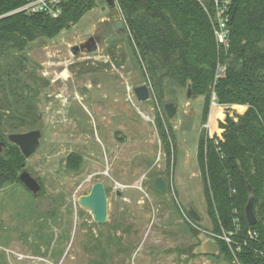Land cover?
Instances as JSON below:
<instances>
[{
    "label": "rangeland",
    "instance_id": "obj_1",
    "mask_svg": "<svg viewBox=\"0 0 264 264\" xmlns=\"http://www.w3.org/2000/svg\"><path fill=\"white\" fill-rule=\"evenodd\" d=\"M120 19L125 22L119 6L97 0L77 23L27 47L32 88L22 93L36 101L40 117L33 128L43 136L20 174L29 171L42 188L36 195L21 182L0 188V264H233L222 254L189 253L200 244L193 230L211 237L214 232L197 150L201 131L212 137L206 125L219 117L210 108L204 123V97L189 100L185 88L170 82L159 99L129 30L114 28ZM96 33L105 37L99 50L72 53L73 45ZM10 61L12 56L1 60L0 70ZM142 84L151 88L145 102L134 93ZM171 101L174 117L165 110ZM4 105L6 111L0 110L9 114L22 108L13 96ZM159 120L170 141L175 137L170 159ZM158 177L166 180L165 192L155 187ZM99 181L108 197L104 223L78 203Z\"/></svg>",
    "mask_w": 264,
    "mask_h": 264
},
{
    "label": "trees",
    "instance_id": "obj_2",
    "mask_svg": "<svg viewBox=\"0 0 264 264\" xmlns=\"http://www.w3.org/2000/svg\"><path fill=\"white\" fill-rule=\"evenodd\" d=\"M25 2L0 0V62L6 56L13 58L0 70V109L6 108L4 103L10 96L16 104H22L12 114L0 110V140L5 143L0 151V188L21 182L20 170L26 159L8 135L21 132L19 129L26 126L34 129L40 117L36 101L22 93V89L32 88L26 73L31 63L26 53L28 45L69 28L97 6V0H63V13L58 18L44 13L14 12ZM117 3L131 44L159 99L167 83L187 89L190 82L194 98L204 97V123L214 92L218 104L227 107L225 114L216 110L221 107L213 108L216 118L219 117L209 120L213 135L201 131L198 140L197 160L212 233L235 231L238 220L242 228H255L264 239V0H234L227 51L217 44L210 15L198 0ZM222 65L226 66L225 75L217 77ZM237 109L245 111L239 113ZM158 126L170 159L175 156V137L170 141L161 120ZM76 156L74 153L73 158L77 159ZM67 160L72 163L71 156ZM250 195L254 196L258 219L255 225H249L245 214ZM197 230H191L196 237ZM217 242L219 256H227L232 263L228 245L221 239ZM189 253L194 255L193 250ZM240 259L242 264H264V258L248 248L242 251Z\"/></svg>",
    "mask_w": 264,
    "mask_h": 264
},
{
    "label": "water",
    "instance_id": "obj_3",
    "mask_svg": "<svg viewBox=\"0 0 264 264\" xmlns=\"http://www.w3.org/2000/svg\"><path fill=\"white\" fill-rule=\"evenodd\" d=\"M108 5L111 7H116L118 5L117 0H106ZM114 28L116 32L120 33L127 29L125 22L120 19L114 23ZM99 39L101 37H98ZM99 50V43L96 40V36L92 35L85 41L75 44L71 47L73 54H78L80 52L92 53ZM134 93L139 101L145 102L151 98V88L147 84H142L134 88ZM186 94L189 100H193V89L192 84L189 82ZM165 110L169 117H174L177 113V107L174 102L165 103ZM43 136V131L41 129H32L25 132H15L8 135V140L16 144L23 155L26 158L32 156L39 148L41 143V138ZM5 143L0 140V151L2 150ZM25 167V164H23ZM20 181L30 190L33 194H38L41 191V184L38 179L35 178L29 171L24 170L19 176ZM155 187L161 192L167 190V183L163 177H158L155 180ZM118 195H122L121 191H118ZM79 205L89 211L95 222L104 223L108 219V197L104 182L99 181L94 183L90 192L88 194L82 195L78 198ZM189 214L196 221L201 220V216L198 212L191 208ZM245 214L249 225H255L258 223V219L254 213V196L250 195L248 202L245 207ZM197 238L200 244L196 246L193 253L196 254H207L212 256H219L220 246L217 240L205 233L197 232Z\"/></svg>",
    "mask_w": 264,
    "mask_h": 264
},
{
    "label": "built area",
    "instance_id": "obj_4",
    "mask_svg": "<svg viewBox=\"0 0 264 264\" xmlns=\"http://www.w3.org/2000/svg\"><path fill=\"white\" fill-rule=\"evenodd\" d=\"M208 11L212 22L217 44L226 51L230 48V21L231 9L234 0H198ZM24 11L28 14L44 13L52 18H58L63 13V0H26L25 4L14 12ZM226 66L219 67L217 77L225 75ZM220 106L217 102V95L214 92L211 99V108ZM206 126L209 127L207 124ZM187 218L192 221L189 215ZM216 240H223L229 247L232 263L242 264L240 255L246 248L253 251L257 257L264 258V239L255 228L244 229L240 222L236 221L235 231H223L212 233Z\"/></svg>",
    "mask_w": 264,
    "mask_h": 264
},
{
    "label": "flooded vegetation",
    "instance_id": "obj_5",
    "mask_svg": "<svg viewBox=\"0 0 264 264\" xmlns=\"http://www.w3.org/2000/svg\"><path fill=\"white\" fill-rule=\"evenodd\" d=\"M94 35L96 36V40L99 43V47H100V44H102L104 42L105 37L102 33H96ZM98 37H101V38L99 39Z\"/></svg>",
    "mask_w": 264,
    "mask_h": 264
},
{
    "label": "crops",
    "instance_id": "obj_6",
    "mask_svg": "<svg viewBox=\"0 0 264 264\" xmlns=\"http://www.w3.org/2000/svg\"><path fill=\"white\" fill-rule=\"evenodd\" d=\"M238 106H244V105H238ZM219 107H222V106H219ZM244 107H245V110H246V109H247V106H244ZM245 110H244V111H245ZM244 111H243V112H244ZM237 112H239V113H243V112H240L238 109H237ZM215 123H216V121H215ZM216 124H217V123H216ZM216 127H217V126H216Z\"/></svg>",
    "mask_w": 264,
    "mask_h": 264
},
{
    "label": "bare ground",
    "instance_id": "obj_7",
    "mask_svg": "<svg viewBox=\"0 0 264 264\" xmlns=\"http://www.w3.org/2000/svg\"><path fill=\"white\" fill-rule=\"evenodd\" d=\"M67 45V44H66ZM37 50V49H36ZM39 50V49H38ZM41 50H43V49H41ZM34 52V51H33ZM33 52H32V54H33ZM43 53V52H42ZM37 55V54H36ZM57 55V54H56ZM51 56V55H50ZM34 57H36V56H34ZM37 58H38V56H37ZM44 59V58H43ZM49 61V60H48ZM62 70V69H61ZM57 71V70H56ZM68 72V71H67ZM69 73V72H68ZM59 74V73H58ZM66 74V73H65ZM63 75V74H62ZM217 106H215L214 108H216ZM208 125H209V123H208Z\"/></svg>",
    "mask_w": 264,
    "mask_h": 264
}]
</instances>
